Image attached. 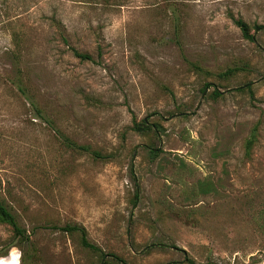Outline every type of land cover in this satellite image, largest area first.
<instances>
[{
  "label": "rangeland",
  "instance_id": "rangeland-1",
  "mask_svg": "<svg viewBox=\"0 0 264 264\" xmlns=\"http://www.w3.org/2000/svg\"><path fill=\"white\" fill-rule=\"evenodd\" d=\"M238 18L264 0H0V199L34 264L102 263L66 224L108 264H264V29Z\"/></svg>",
  "mask_w": 264,
  "mask_h": 264
},
{
  "label": "trees",
  "instance_id": "trees-1",
  "mask_svg": "<svg viewBox=\"0 0 264 264\" xmlns=\"http://www.w3.org/2000/svg\"><path fill=\"white\" fill-rule=\"evenodd\" d=\"M235 23L240 28L243 37L245 39L250 40V41H255V34L253 33V29L258 30V31L264 29V25H259V24L251 27L246 21H244L241 18L235 19ZM73 51H74V55L81 58L82 60H92L93 59L92 56L88 53H83V52H80L76 49H74ZM228 73L229 74L232 73L231 70ZM207 85H210V84H207ZM246 88L249 91H252V87L250 84H246L244 86H241L240 88H238V90L243 91V90H246ZM213 95L215 97H218V96L222 95V93L219 90H214ZM133 127L135 130L139 131L140 133H148L151 131H153V132L156 131V124H152V123L150 124L146 120H142L141 122L134 121ZM255 136H256V130L253 133L252 138H250L249 141L247 142L248 147H250L253 144V142L255 140L254 139ZM63 137H64L63 140L65 141V144L72 149L82 151V152L93 153L98 158H104L105 159V158L110 157L109 154H102L99 151L93 150L89 145L78 144L77 142H75L74 140H71L68 137H65V136H63ZM156 150H157V148H152V151H156ZM0 221L9 224L12 227L13 233H14V240L11 241L7 245L6 249L0 254V256L8 255L9 248L17 245V246H19V248L22 252L20 264H34L33 263L34 257H33V253H32L33 249H32L31 235L19 223L17 216L14 214L12 209L9 208L1 199H0ZM54 227L66 232L68 234L78 233L80 236L81 245L83 247L95 252L96 254H99L101 259L103 260L101 264H108L104 260V257L106 256V254L102 251V249L98 245L90 242V240L88 239L87 229L84 226H82L80 224H66L63 226H54ZM15 240L18 241L17 244L14 242ZM113 257H115V259H117L118 262H120V264H127L125 262V260H123L117 256H113Z\"/></svg>",
  "mask_w": 264,
  "mask_h": 264
}]
</instances>
